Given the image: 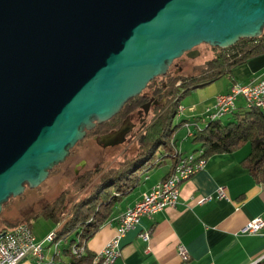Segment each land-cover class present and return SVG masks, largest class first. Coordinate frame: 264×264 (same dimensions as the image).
<instances>
[{"label":"water","instance_id":"obj_1","mask_svg":"<svg viewBox=\"0 0 264 264\" xmlns=\"http://www.w3.org/2000/svg\"><path fill=\"white\" fill-rule=\"evenodd\" d=\"M263 23L264 0H0V212L175 58Z\"/></svg>","mask_w":264,"mask_h":264},{"label":"crops","instance_id":"obj_2","mask_svg":"<svg viewBox=\"0 0 264 264\" xmlns=\"http://www.w3.org/2000/svg\"><path fill=\"white\" fill-rule=\"evenodd\" d=\"M222 77L226 78L222 83L215 81L209 85L206 94L200 95L201 101L212 102L218 92L227 91L233 82L246 83L252 78L264 77V51L248 56ZM236 104L233 113L223 116V120L247 109L242 97L237 98ZM196 115L203 116L204 112ZM181 117L192 119L196 116L181 114ZM195 148H191L192 151ZM248 151L249 143L246 142L232 151L216 152L206 157L202 168L181 181L179 199L174 206L141 216L124 233L120 239L121 254L112 264H255L263 258L264 228L258 233L241 230L249 219L264 218V183L253 179L241 163ZM160 164L163 165L157 167V176H151L147 170L137 186L115 203L111 217L86 242L88 249L97 252L103 247L114 234L115 216L134 204L142 192L168 173L172 157L162 159ZM220 185L225 186L222 197L217 194ZM146 229L150 231L149 240L140 236ZM179 244L186 247L187 260L180 258ZM52 250L48 246L40 264L69 262V255L61 251L50 263ZM24 261L23 264H36L32 256Z\"/></svg>","mask_w":264,"mask_h":264},{"label":"trees","instance_id":"obj_3","mask_svg":"<svg viewBox=\"0 0 264 264\" xmlns=\"http://www.w3.org/2000/svg\"><path fill=\"white\" fill-rule=\"evenodd\" d=\"M261 30L256 36L241 37L229 46L220 47L219 51L205 61L198 72L181 74L167 70L166 73L155 76L140 93L130 97L117 113L87 130L86 135L100 136L118 127L127 113L141 105L146 92H157L160 97H166V102L156 107L151 125L134 156H127L116 166L103 170L95 167L94 170L86 171L85 175L73 180L70 188L62 190L51 202L32 213L31 217L43 215L56 222L53 228L55 238L49 243L57 242L58 246L52 250L50 263L54 262L56 255L65 251L70 258L66 264H94L92 260L95 252L86 247V242L102 223L111 217L115 203L137 186L142 174L160 164L159 159L162 160L163 156H171L174 162L179 152L185 153L181 150L176 152V138H173L174 132L185 121L194 124L191 140L198 142L195 151L201 149L198 157L206 158L212 153L232 151L243 143H249V151L241 163L253 179L264 183V110L261 108L252 106L227 120L207 119L201 115L192 119L181 117L178 123H173L177 107L190 89L202 87L226 75L232 66L243 62L248 56L264 51V23ZM199 120L204 121V124L199 123ZM159 145L169 149V152L165 151L153 162L144 165L149 158L154 157ZM94 175L98 178L90 185L88 191L77 198L68 197L70 196L67 195L68 189H73V193L83 190ZM11 197L13 196L3 202L2 208ZM68 204V208H65ZM21 222L31 227L29 218L0 219L2 224L0 232ZM73 246H84V251L81 254H74ZM255 264H264V257Z\"/></svg>","mask_w":264,"mask_h":264},{"label":"built area","instance_id":"obj_4","mask_svg":"<svg viewBox=\"0 0 264 264\" xmlns=\"http://www.w3.org/2000/svg\"><path fill=\"white\" fill-rule=\"evenodd\" d=\"M238 97L244 99L245 106H256L264 110V77L252 78L246 83H231L227 91L215 95L214 104L206 108L204 116L221 115L223 117L232 113L237 106ZM181 114L182 106L179 105L177 115L180 116ZM193 128L188 129L187 134L189 136H192ZM179 151L180 149L177 148L176 152ZM200 153L201 149L198 150V154L179 152L174 162L183 161V169H174V162H172L170 170L162 179L152 184L149 190L142 192L134 204L127 206L115 216L117 224L114 234L100 250L95 252L92 260L94 264H112L120 256L121 237L139 221L141 216L152 215L167 206H174L178 202L181 181L204 166L205 157H198V163H191V156H198ZM224 188V185L217 188L219 197L224 196ZM206 198H210V196ZM263 228L264 218L257 216L249 219L241 230L248 233H258ZM52 231L37 241L31 227L25 222L4 230L0 235V264H19L29 256L35 257L36 264L42 263L44 258L43 242L46 238H50ZM140 236L149 240V229L142 231ZM81 247L84 246H74L78 252H81ZM178 253L182 261L189 257L186 247L182 244L178 245Z\"/></svg>","mask_w":264,"mask_h":264},{"label":"rangeland","instance_id":"obj_5","mask_svg":"<svg viewBox=\"0 0 264 264\" xmlns=\"http://www.w3.org/2000/svg\"><path fill=\"white\" fill-rule=\"evenodd\" d=\"M195 48L199 50L198 55L195 57H189L184 53L172 61L168 70L181 74L198 72V70L204 65L205 61L212 57L216 51L220 50V47L212 48V46L205 42L199 43L195 46ZM224 79L226 78L221 76L202 87L190 89V91L186 93L180 101V105L182 106V114H187L192 117L193 115L198 116L196 114L200 112H205L208 106L214 104V99L212 102L205 100L201 101L200 95L207 93L211 87L209 85L219 80L220 81L217 84L222 83ZM178 108L179 107H177V110ZM177 110L176 115L173 117L174 124L178 123L180 119V116L177 115ZM199 123L203 125L204 121H200ZM193 127L194 124L189 121H185L184 124L174 132L173 138H177L175 148L180 149L181 145V150H183V152L197 153L195 150V152L192 151L191 148L197 147L198 142L192 141L191 136L187 134L188 129H192ZM133 135L134 134L128 137L122 144L110 147H102L101 145L97 144L96 139L92 135L85 134V136L80 139L79 142L73 146V148L75 149L76 156L86 161V167H91V170H94L95 167H100V170H103L106 167L116 166L121 160L127 156H131L137 151L140 144L138 143V140H132ZM165 151L169 152V149H166L163 145H159L155 151L154 157L149 158L144 165L147 166L149 163L153 162L154 159H157V157L164 154ZM166 158H168L167 155L162 157V159ZM159 160L161 161V159ZM162 165L163 164H157V166L155 165L153 168L148 170L147 173L151 174L153 177L157 176L159 171L156 169ZM61 170H63V173H60ZM74 177L75 176L70 167L63 168L62 164L55 165L47 177L37 186H26V189L21 194L11 197L5 207L2 208L0 212V219L6 218L9 220H15L17 218H29L31 221V229L36 237V240L39 241L43 239L53 230V228L56 226V222L52 218L45 217L43 215L37 217H31V215L43 204L53 200V198H55L62 190H65L67 187L70 188L73 180L75 179ZM141 177H143V174ZM97 178V175L92 176L89 180V184L83 190L76 192L77 194L73 193V189H68L67 195H70L68 197L77 198L80 195H83L89 190L90 185L95 182ZM68 206L69 204L67 206L65 205V208H68ZM1 225L2 224H0V226ZM48 246L54 248L53 243L50 244L49 241L45 240L43 242V252L46 253ZM30 257L31 256L27 257L26 259H30ZM24 260L19 264H23L25 262Z\"/></svg>","mask_w":264,"mask_h":264},{"label":"flooded vegetation","instance_id":"obj_6","mask_svg":"<svg viewBox=\"0 0 264 264\" xmlns=\"http://www.w3.org/2000/svg\"><path fill=\"white\" fill-rule=\"evenodd\" d=\"M143 99H144V101L141 103V105L138 108H136L135 110L127 113L125 115V117H124V119L126 117H128V119L125 121L126 122L125 123V126L131 128L125 134V140L128 137H130L132 134H134L132 140H134V139L135 140H138V143L139 144H141V142L144 140L145 133H146V131H148V129H149L150 125H151V122H152L153 117L155 115L156 107L158 105H161V104H163V103L166 102V97L165 96H161L160 97L159 96V93H157V92H146L144 94ZM118 127L112 129L111 131H108L107 133L112 132L113 130L117 129ZM95 136L96 135H94L93 137L96 139L97 144L98 145H101L102 147L116 146V145H119V144H122V143L125 142V140H124L121 143H116V144H111V145H103L102 143H99L97 141L98 136L97 137H95ZM137 151H138V149H137ZM136 152L134 154H132L131 156H134L136 154ZM75 156H76L75 149L73 147H71L69 149V152L66 154L65 158L61 162L55 164V165L62 164L63 165V168L70 167L71 170H72V172H73V174H74V176H75L74 178H76L78 176L85 175L86 174V171L91 170V167H86V161L85 160H82L81 158H79L77 156L75 157ZM51 169L49 170V173H50ZM60 173H63V170H61ZM51 201H49V202H51ZM49 202H47V203H49ZM47 203L43 204L40 208H42Z\"/></svg>","mask_w":264,"mask_h":264},{"label":"bare ground","instance_id":"obj_7","mask_svg":"<svg viewBox=\"0 0 264 264\" xmlns=\"http://www.w3.org/2000/svg\"><path fill=\"white\" fill-rule=\"evenodd\" d=\"M245 107L246 108H250L252 106H245ZM205 118H207V119H216V118H222V116L221 115H209L208 117H205ZM191 154H195V153L191 152ZM196 154H198V150H197V153ZM174 163H176L174 165V169H183V161H176ZM191 163H198V156H191ZM53 238H55V237H54V233L52 232L50 238H46L45 240H47V241H53ZM53 244H54V247L58 246L56 242L53 243ZM72 251H73L74 254L75 253L76 254H81L84 251V247H81V252H78L77 249L74 248V246H73L72 247Z\"/></svg>","mask_w":264,"mask_h":264}]
</instances>
